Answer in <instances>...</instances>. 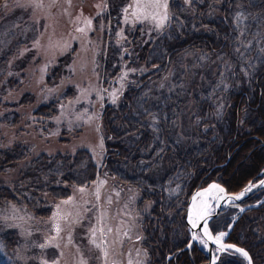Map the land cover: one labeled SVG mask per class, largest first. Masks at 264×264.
<instances>
[{"label": "rangeland", "instance_id": "374dc122", "mask_svg": "<svg viewBox=\"0 0 264 264\" xmlns=\"http://www.w3.org/2000/svg\"><path fill=\"white\" fill-rule=\"evenodd\" d=\"M170 1L169 17L173 15ZM185 1L190 5L193 0ZM135 5L136 0H0V74L6 71L0 76V147L8 157L0 155V185L28 186V197L37 192L38 199L45 185L59 184V177L44 173L26 180L21 176L28 149L27 159L86 148L97 162L98 173L91 182L71 187L66 198L48 196V201L38 206L35 200L32 207L27 205L22 188L7 193V197L20 200L1 196L0 262L6 252L4 256L13 264H148L151 256L143 240L150 229L145 233L143 219L151 214L155 191L139 189L136 182L123 181L110 172L114 168L128 177L135 175L129 158L117 159L115 167L111 162L104 168L110 152L107 141L115 142L105 116L115 110L112 116L121 119L115 125L121 132L127 131L122 135L129 137L127 145L133 144L139 130L129 129L120 116L125 110L122 95L127 88L144 82L136 96L139 107L148 112L144 123L149 132L158 136L162 131L159 123L168 120L165 127H177L176 143L187 145L196 129L216 128V122L226 117L224 94L234 82L233 69L238 70L236 84L253 83L249 66L264 59V7L253 18L248 38L241 34L238 52H234H241L239 64L233 54L196 42L171 61L148 67L141 61V51L146 43L158 39L169 20L160 28L152 20H138L132 15ZM203 5L199 21L207 16L218 21L219 0H206ZM160 11L163 14V9ZM87 20H91L90 26ZM81 28L83 32L78 31ZM10 53L13 56L7 64ZM52 99L59 101L52 108L56 111L47 108L42 109L47 114H38L40 105ZM15 143L26 147L17 150ZM143 148L140 154L151 151ZM139 157L137 162L145 159L142 154ZM166 168L161 162L148 170L147 176L158 182ZM261 196L258 201L264 199V191ZM57 206L59 215L53 218ZM248 216L254 218L252 213ZM261 219L263 225L264 217Z\"/></svg>", "mask_w": 264, "mask_h": 264}, {"label": "trees", "instance_id": "16d2710c", "mask_svg": "<svg viewBox=\"0 0 264 264\" xmlns=\"http://www.w3.org/2000/svg\"><path fill=\"white\" fill-rule=\"evenodd\" d=\"M205 2L206 0H193L188 5L184 0H171L170 8L173 15L169 17V21L158 39L144 45L141 51V61L148 67H156L158 63L171 61L178 52L199 42L210 50L226 52L228 56L233 54L236 65L239 64L241 52L238 54L234 52H238L237 46L241 43V34L244 38H248L251 34V26L255 23L253 18L261 12L264 0H219L217 6L221 9V14L218 15L219 20L213 21L207 16L206 19L203 17L204 21H199V15H201L199 10L203 12ZM239 6L244 8H239ZM239 11L243 14L240 22ZM202 24L206 26L203 27ZM210 27L218 28V31H213ZM243 30L246 31L242 32ZM217 35H220L219 39H217ZM11 56L13 54L10 53L6 57L7 64ZM235 69H233V76L236 79L238 70ZM249 70L250 80L253 82L250 86L243 82L240 86L234 79L232 86L225 91L224 96L228 101L226 117L216 122L218 123L216 128L209 126L206 130L196 129L193 138L189 143L187 142V145L179 144L180 141L178 144L176 143L178 141L173 136L177 127H165L168 120L159 123L162 131H159L158 136L149 132V128L144 123L145 115L148 112L145 114L139 107L141 103L136 96L137 92L145 86L142 85L144 82L127 88L122 95L125 100V110L120 116L124 118L129 129L136 130L138 128L139 133L136 135L138 140L132 139L135 142L128 146L129 137L125 139L122 137L127 131L123 133L117 124L115 125L116 122H121V119L116 120L117 114L112 116L115 110L111 109L105 116L107 130L114 137L115 142L110 144L107 141L110 152L104 161V168L110 167L111 162H114L115 167L117 159L125 158L127 160L129 158L132 164L134 162L135 175L128 177L122 170L116 171L114 168L110 172L116 177L119 176V179L123 181L136 182L139 189L145 187L146 190L152 188L155 191L151 214L146 215L143 219V224L146 226L145 233L150 229V232H147L148 236L143 240V244L147 246L151 256L148 264H205L208 256L199 243H195L192 247L193 259L190 258L188 250L183 249L190 237L189 227L184 218L189 195L194 191V188L203 186L214 179L226 186L229 192L241 190L251 179H259L258 173L264 168V59L258 60V62L255 60L249 66ZM5 72L3 71L0 76ZM4 79L10 81L8 76H5ZM57 101L52 99L48 104H41L36 110L37 113L47 114L42 109H52L59 102ZM134 108L135 111H133ZM51 111L55 112L56 110L52 109ZM108 116L110 120L107 119ZM109 121L113 124H110ZM136 143L139 145L137 146ZM15 144L17 150H22L25 146L21 143ZM8 147L5 146V148ZM142 148L151 149V151L141 153L145 159L137 162L136 159L140 158L139 152ZM2 149L4 148L0 147V155L4 153ZM6 153L4 155L8 159ZM25 153L29 156L26 150ZM27 156L24 159L25 163L20 166L21 176L25 180L31 178L32 175L37 176L44 173L51 178L59 177V184L48 185L49 187L45 185L44 192L38 195V199H35L37 192L34 194L32 190L35 197H28L30 190L28 186L17 187L14 184L2 183L0 197H7V193L10 195L22 188L21 194L27 205L32 207L35 200L38 206L48 201V196H67L70 193V184L83 185L96 177L97 163L94 162L91 153L86 148L78 149L74 153H42L30 159H27ZM161 162L164 163V167L167 165V171H163L161 179L157 182L153 180L152 175L147 176V174L148 170L158 167ZM191 171V175H186ZM140 180H144V184L139 182ZM263 191L258 190L241 203L248 204L257 201ZM7 198L10 200L19 199L18 196ZM234 211L233 208L222 207L211 219L212 232L225 231L231 222V215ZM249 213H252L254 218L249 217ZM262 217H264V201L258 206L248 207L238 218L227 237V241H233L246 247L252 253L255 264H264V224L259 223L260 220H263ZM4 255H2L3 259ZM0 264H13V262L3 260ZM217 264L246 263L240 254L228 250L224 252Z\"/></svg>", "mask_w": 264, "mask_h": 264}, {"label": "water", "instance_id": "95a60500", "mask_svg": "<svg viewBox=\"0 0 264 264\" xmlns=\"http://www.w3.org/2000/svg\"><path fill=\"white\" fill-rule=\"evenodd\" d=\"M261 173H264V170ZM262 181H264V174L259 179H257V181H254L253 179L250 180L247 183V185L243 187V189H241L240 191H236V193L229 192L226 189V186H224L222 183H220L215 179L204 184V186L194 188V191L190 194L188 198V204L185 210L186 212L185 221L188 223L190 227V238L187 241L185 247L183 248V249H188L191 259L193 257V255L191 254V248L192 245L194 244L193 242L196 241V239H193V235L195 234L196 237L200 239H204L202 243L206 245V254H208L207 264H216L224 251L228 249H232L236 251V249L238 248L243 249L245 252H247L248 254L247 256H244L241 253L246 259V263L254 264L251 252H248V250L245 247L238 245L235 242L226 241V238L228 237V234L231 232V229L237 222L238 217L247 208V206H241L240 202L247 199L249 195L264 188V183H262ZM211 185H217L218 188L210 189ZM246 188L249 190L244 192ZM205 189H210V191L205 193L204 192ZM220 189H223V191L221 192ZM241 192H244V195L240 196L239 199H235V197L238 196ZM197 193H204V195L198 196ZM194 196L196 197L195 202L193 201ZM197 201L201 202V207L199 212L194 210V204ZM205 206L209 214L205 215L204 219H198V213L202 214L205 211ZM222 206L225 207L227 206L237 209V214L232 218L231 224L225 230L224 232L225 235L220 238L219 242H217L215 238L219 236L221 232H217V233L212 232L210 227V222H211L210 220L220 211V208ZM192 217H194L193 221H192ZM193 222H195L196 224L195 227H193ZM222 245L223 247H221ZM228 246H233V247H228ZM215 252L218 253L217 256H215L216 254Z\"/></svg>", "mask_w": 264, "mask_h": 264}, {"label": "snow or ice", "instance_id": "6c2138e0", "mask_svg": "<svg viewBox=\"0 0 264 264\" xmlns=\"http://www.w3.org/2000/svg\"><path fill=\"white\" fill-rule=\"evenodd\" d=\"M39 6V5H37ZM129 7H132V5H130ZM161 9H163V14H161ZM168 0H136V5L135 8L132 12V15L134 17H136V19L138 20H152L155 23V26L157 28H160L164 25L165 21H167L169 19L168 16ZM124 11L127 13L128 9H124ZM87 25H91V20H87L86 21ZM78 31L83 32L84 29H78ZM262 183H264V181H262ZM211 188H218L217 185H211ZM210 189H205L204 192L207 193L210 191ZM249 189H245L244 192L248 191ZM81 191H83V189H81ZM220 191L222 192L223 189H220ZM244 192H241L238 196L235 197V199H239L240 196L244 195ZM198 196H203L204 193H197ZM71 199V198H70ZM196 197H193V201L195 202ZM62 203H69V201H63ZM58 211L56 213H53V218H55L56 216L59 215V206H57ZM209 214L206 206H205V211L202 214L198 213V219H204V216ZM191 219V217H190ZM196 224L195 222H193V227H195ZM56 231L59 232L60 231V226L59 224L55 225ZM93 231V235H95V229L92 230ZM101 232H103V229H100ZM225 235V233H220L219 236H217L215 239L217 242H219L220 238L223 237ZM193 239H197V237L195 236V234L193 235ZM93 243H95V241H93ZM41 248L45 247V245L41 244L40 245ZM97 247H100V245H97ZM223 247V245L221 246ZM228 247H233V246H228ZM237 252L242 253L244 256H247V252H245L243 249H236ZM105 255H107V253L105 252ZM44 264H47V261L44 262ZM53 264H56L55 261H53Z\"/></svg>", "mask_w": 264, "mask_h": 264}, {"label": "bare ground", "instance_id": "6f19581e", "mask_svg": "<svg viewBox=\"0 0 264 264\" xmlns=\"http://www.w3.org/2000/svg\"><path fill=\"white\" fill-rule=\"evenodd\" d=\"M23 63H24V61H23ZM25 68V66L24 67H22V68H20V69H24ZM27 146L29 147V145L27 144ZM25 147H26V145H25ZM28 149V148H27ZM27 151H29V149L27 150ZM69 153V152H68ZM229 157H231V156H229ZM97 163V162H96ZM264 170V168L258 173V175L261 177L264 173H261L262 171ZM261 173V174H260ZM97 174L98 173H96V177H97ZM95 177V178H96ZM259 177V178H260ZM94 180V179H93ZM252 180V179H251ZM253 180H255V179H253ZM92 181V180H91ZM91 181H89V182H91ZM255 181H257V180H255ZM89 182H86V183H89ZM12 183V182H11ZM11 183H9V184H11ZM77 186H79V185H81V184H76ZM76 185H74V184H70V189H71V187H74V186H76ZM84 185V184H83ZM260 190H264V188H262V189H260ZM258 192V191H257ZM70 193H71V190H70ZM69 193V194H70ZM233 193H236V192H233ZM69 194L67 195V196H69ZM67 196H65L64 198H66ZM190 196V195H189ZM62 198V197H61ZM189 198V197H188ZM260 198H263L262 196H260ZM259 200V199H258ZM255 201V202H252V203H248V204H243V203H241L240 202V204H241V206H247V208L245 209V211L248 209V207H252V206H258L259 204H261L263 201H264V199H262V200H260V201ZM187 201H188V199H187ZM188 204V203H187ZM186 207H187V205H186ZM200 207H201V202L200 201H197L195 204H194V210L195 211H197V212H199L200 211ZM185 210H186V208H185ZM235 210V212H234V215L232 216V218L237 214V209H234ZM244 211V212H245ZM185 212V211H184ZM243 212V213H244ZM211 213V212H210ZM242 213V214H243ZM185 214H186V212H185ZM241 214V215H242ZM240 215V216H241ZM239 216V217H240ZM238 217V218H239ZM185 218V217H184ZM232 218H231V222H232ZM194 220V217H192V221ZM237 221H238V219H237ZM186 222V221H185ZM231 222H230V224H231ZM237 223V222H236ZM235 223V224H236ZM188 224V223H187ZM229 224V225H230ZM188 227H189V225H188ZM234 227V226H233ZM233 229V228H232ZM231 229V230H232ZM219 232H221V233H224L225 231H219ZM189 233H190V227H189ZM229 235V234H228ZM190 238V237H189ZM189 240V239H188ZM202 241H204V239H200V238H198L197 237V239H196V241L195 242H193L194 244L195 243H199L200 244V246L202 247V249L204 250V252L206 253V245L204 244V243H202ZM226 241H227V238H226ZM229 241V240H228ZM233 242V241H232ZM187 243V242H186ZM186 243H185V245H186ZM236 243V242H235ZM193 244V245H194ZM237 244V243H236ZM193 245H192V247H193ZM238 245H240V244H238ZM242 246V245H241ZM185 247V246H184ZM244 247V246H243ZM246 248V247H245ZM247 249V248H246ZM185 250V249H184ZM188 250V249H187ZM228 250H230V251H233V252H236V253H238V254H240L242 257H243V259H244V262L246 263V259L244 258V256L240 253V252H237V251H235V250H232V249H228ZM228 250H226V251H224V252H227ZM248 250V249H247ZM224 252H223V254H224ZM249 252V251H248ZM188 253H189V251H188ZM216 253V252H215ZM191 254H192V248H191ZM222 254V255H223ZM193 255V254H192ZM218 255V253H216L215 254V256H217ZM222 255L220 256V258L222 257ZM251 255H252V253H251ZM207 256H208V254H207ZM219 258V259H220ZM252 258H253V256H252ZM192 259H193V257H192ZM219 259H218V261H219ZM3 260H6V261H9L10 259H8L6 256L4 257V259ZM207 261H208V258H207ZM207 261L205 262V264H207ZM254 262V261H253ZM218 263V262H217ZM216 263V264H217ZM246 264H248V263H246ZM254 264H255V262H254Z\"/></svg>", "mask_w": 264, "mask_h": 264}, {"label": "flooded vegetation", "instance_id": "af4514ba", "mask_svg": "<svg viewBox=\"0 0 264 264\" xmlns=\"http://www.w3.org/2000/svg\"><path fill=\"white\" fill-rule=\"evenodd\" d=\"M198 187H201V186H198ZM191 258V257H190Z\"/></svg>", "mask_w": 264, "mask_h": 264}]
</instances>
